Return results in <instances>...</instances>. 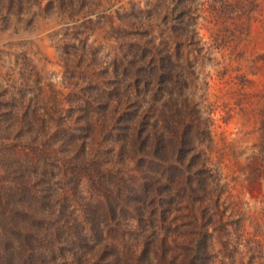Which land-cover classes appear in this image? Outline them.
I'll use <instances>...</instances> for the list:
<instances>
[{"label":"rangeland","instance_id":"rangeland-1","mask_svg":"<svg viewBox=\"0 0 264 264\" xmlns=\"http://www.w3.org/2000/svg\"><path fill=\"white\" fill-rule=\"evenodd\" d=\"M0 91L35 123L9 132L16 119H1L6 144L47 141L63 164L86 144L112 174L102 195L150 188L147 227L122 217L124 252L148 242L146 264H264V0H0ZM113 107L129 118L111 128ZM155 123L161 144L122 157L113 129L137 127L138 141ZM67 127L80 140L63 143Z\"/></svg>","mask_w":264,"mask_h":264},{"label":"trees","instance_id":"trees-1","mask_svg":"<svg viewBox=\"0 0 264 264\" xmlns=\"http://www.w3.org/2000/svg\"><path fill=\"white\" fill-rule=\"evenodd\" d=\"M165 59L172 62V57L169 55L162 60L163 63L166 62ZM132 60L127 66L123 65L124 72H130V69L136 65ZM116 86L118 94L119 88H127L122 80L117 81ZM7 95L9 96L5 98H8L6 99L8 102L0 97V120L3 119L4 123H7L16 119L17 124L7 126L6 130L22 132L28 128L29 132H32L35 123L31 124L29 120L31 113L28 115L24 113L27 115L24 120L21 109L13 106V103H17V95L13 93ZM5 102L7 105H4ZM12 106L17 110L12 109ZM4 108L10 109L11 114L4 113ZM111 109L113 110L106 119L109 127L113 128L112 124L117 119V123L120 120H128L129 115L124 109L118 107ZM17 117L21 123H18ZM142 124L146 125L144 121ZM1 128L0 126V136L3 132ZM153 128L154 132L144 131L138 141L135 135L137 127L134 131L126 125L124 129H113L114 134L118 131L125 132L119 136L123 151L125 152L129 145L131 147L129 152L121 156L136 158L134 156L147 150L152 139H156L158 144H161L163 132L159 134L158 123H155ZM79 130L85 129L67 127L63 132L65 135L60 140L71 144L68 143L70 140L67 138L79 139L76 135ZM87 138L84 137L82 140ZM6 140L9 138L0 139V264H146L150 262L149 253L152 251L147 241L144 242L147 249L137 259L136 253L124 252L121 248L127 244V235L121 229L124 215L133 213L137 216L134 219H137L143 227H147L148 219H142L141 215L145 213L150 188L142 184L130 191L129 196H125L123 191L119 190L114 201L112 197L102 195L101 191L105 188L113 194L112 189L106 188L108 184L114 182H107L112 174L106 173L101 159L90 158L86 144L81 148L77 147L78 152L71 150L70 152L73 151L75 156L63 164L55 156L47 141L46 144H42L41 139L35 140L38 142L36 147L19 151L16 149V144H6ZM138 142L145 149L142 150L141 147L135 149L138 148ZM53 144L55 146L56 143ZM152 156L156 160L163 161L158 154ZM195 175H198L193 179L197 187L203 188L207 178L199 172H195ZM187 178L191 180L190 175H187ZM189 186L191 191L196 193L192 182ZM85 189H88V198L82 196ZM160 193L164 198L168 195V199L173 196L172 188L168 186L161 189ZM164 205H167V201ZM108 233L110 235L113 233L115 236L112 237V241H109ZM133 248L127 247L128 250H134ZM170 264H177V260L174 259Z\"/></svg>","mask_w":264,"mask_h":264}]
</instances>
